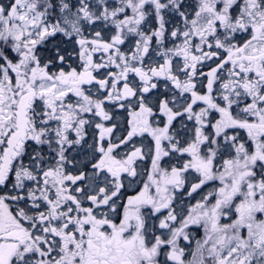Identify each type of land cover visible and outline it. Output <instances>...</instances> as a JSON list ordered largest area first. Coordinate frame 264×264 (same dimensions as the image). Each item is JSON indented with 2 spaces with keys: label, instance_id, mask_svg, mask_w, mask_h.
Returning <instances> with one entry per match:
<instances>
[{
  "label": "snow or ice",
  "instance_id": "6c2138e0",
  "mask_svg": "<svg viewBox=\"0 0 264 264\" xmlns=\"http://www.w3.org/2000/svg\"><path fill=\"white\" fill-rule=\"evenodd\" d=\"M0 264H264V0L0 3Z\"/></svg>",
  "mask_w": 264,
  "mask_h": 264
},
{
  "label": "flooded vegetation",
  "instance_id": "af4514ba",
  "mask_svg": "<svg viewBox=\"0 0 264 264\" xmlns=\"http://www.w3.org/2000/svg\"><path fill=\"white\" fill-rule=\"evenodd\" d=\"M0 3H7V0H0Z\"/></svg>",
  "mask_w": 264,
  "mask_h": 264
}]
</instances>
